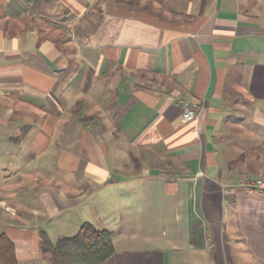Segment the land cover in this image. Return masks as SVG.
<instances>
[{
    "label": "crops",
    "instance_id": "0c3cea01",
    "mask_svg": "<svg viewBox=\"0 0 264 264\" xmlns=\"http://www.w3.org/2000/svg\"><path fill=\"white\" fill-rule=\"evenodd\" d=\"M16 153L72 172L9 177L18 264L87 222L113 234L104 264H264V195L240 186L264 179V0H0Z\"/></svg>",
    "mask_w": 264,
    "mask_h": 264
},
{
    "label": "trees",
    "instance_id": "16d2710c",
    "mask_svg": "<svg viewBox=\"0 0 264 264\" xmlns=\"http://www.w3.org/2000/svg\"><path fill=\"white\" fill-rule=\"evenodd\" d=\"M42 249L51 255L48 264H104L115 252L112 232L88 222L56 244L44 236ZM0 264H18L15 244L5 233L0 234Z\"/></svg>",
    "mask_w": 264,
    "mask_h": 264
},
{
    "label": "rangeland",
    "instance_id": "374dc122",
    "mask_svg": "<svg viewBox=\"0 0 264 264\" xmlns=\"http://www.w3.org/2000/svg\"><path fill=\"white\" fill-rule=\"evenodd\" d=\"M23 149V148H22ZM63 169L62 163L53 156H45L39 160L29 162L20 154L11 156L0 155V195L10 204L15 203L16 197L9 196L11 190L19 185L18 178H11L13 174H71ZM7 179V181H6ZM9 179V180H8ZM29 183H25V186ZM21 186V185H20ZM24 198V196H23Z\"/></svg>",
    "mask_w": 264,
    "mask_h": 264
},
{
    "label": "built area",
    "instance_id": "2783aa9c",
    "mask_svg": "<svg viewBox=\"0 0 264 264\" xmlns=\"http://www.w3.org/2000/svg\"><path fill=\"white\" fill-rule=\"evenodd\" d=\"M184 105V122H192L201 112V107L198 104H194L189 101L183 102ZM240 186L246 188L249 192L259 193L264 195V179L255 178L251 179L244 177L240 181Z\"/></svg>",
    "mask_w": 264,
    "mask_h": 264
}]
</instances>
